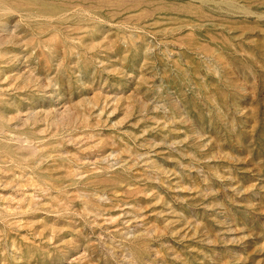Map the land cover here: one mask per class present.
Wrapping results in <instances>:
<instances>
[{"label":"rangeland","instance_id":"obj_1","mask_svg":"<svg viewBox=\"0 0 264 264\" xmlns=\"http://www.w3.org/2000/svg\"><path fill=\"white\" fill-rule=\"evenodd\" d=\"M0 264H264V0H0Z\"/></svg>","mask_w":264,"mask_h":264}]
</instances>
